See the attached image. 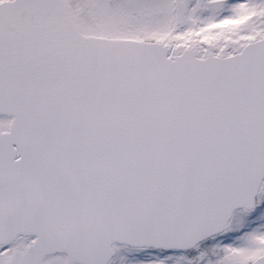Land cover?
<instances>
[{
    "label": "snow or ice",
    "instance_id": "obj_1",
    "mask_svg": "<svg viewBox=\"0 0 264 264\" xmlns=\"http://www.w3.org/2000/svg\"><path fill=\"white\" fill-rule=\"evenodd\" d=\"M0 264H264V0H0Z\"/></svg>",
    "mask_w": 264,
    "mask_h": 264
}]
</instances>
